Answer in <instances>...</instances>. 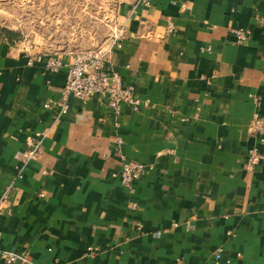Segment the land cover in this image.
<instances>
[{
	"label": "crops",
	"instance_id": "1",
	"mask_svg": "<svg viewBox=\"0 0 264 264\" xmlns=\"http://www.w3.org/2000/svg\"><path fill=\"white\" fill-rule=\"evenodd\" d=\"M117 1L107 67L150 101L137 111L94 96L56 119L43 104L65 68L0 36V250L13 264H264V146L245 169L255 117L264 129V0ZM122 158L154 166L133 195Z\"/></svg>",
	"mask_w": 264,
	"mask_h": 264
},
{
	"label": "built area",
	"instance_id": "2",
	"mask_svg": "<svg viewBox=\"0 0 264 264\" xmlns=\"http://www.w3.org/2000/svg\"><path fill=\"white\" fill-rule=\"evenodd\" d=\"M141 1L148 3L149 0ZM171 29L172 26H170V31ZM234 34L236 42L240 44L247 39L248 31L240 28L235 30ZM122 35L123 31L120 29L117 34L115 33L111 37L108 44L104 47L72 52L69 55L70 58L68 62H63V60L56 55H48L45 63V70L51 74H56L65 68L66 73L59 100L48 101L43 104V107L46 109L54 108L56 111V119L68 113L71 99H76L84 103L94 96H98L102 99L115 115H119L124 106L131 108L133 111L149 107V100H140L137 98L134 95L133 87L126 86L122 82L120 76L107 67L111 60L113 49L120 46ZM30 63L31 59L29 61V64ZM259 121L260 119L255 117L252 126V132L259 137V144L252 146L247 151L245 169L249 173L254 172L263 159V152L259 146H264V131H262L264 129L257 126ZM119 142L120 141L117 140V143ZM26 145L27 158H34L37 155L40 141L34 142L27 139ZM153 170V164L122 158L118 180L127 193L133 195L135 192V183ZM6 203L7 195L4 194L0 198V211ZM131 207L135 208L136 205L132 204ZM137 226L140 228L139 223H137ZM172 227H175V224H173ZM168 231V228H164L163 230L157 231V234ZM220 257V250H218L215 254V258L219 259ZM0 259H2L5 264H13L19 259V256L12 251L0 250Z\"/></svg>",
	"mask_w": 264,
	"mask_h": 264
},
{
	"label": "rangeland",
	"instance_id": "3",
	"mask_svg": "<svg viewBox=\"0 0 264 264\" xmlns=\"http://www.w3.org/2000/svg\"><path fill=\"white\" fill-rule=\"evenodd\" d=\"M118 7L117 0H0V36L40 54L97 49L122 29Z\"/></svg>",
	"mask_w": 264,
	"mask_h": 264
}]
</instances>
